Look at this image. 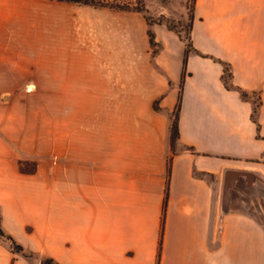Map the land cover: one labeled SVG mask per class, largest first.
Returning a JSON list of instances; mask_svg holds the SVG:
<instances>
[{
    "label": "crops",
    "instance_id": "0c3cea01",
    "mask_svg": "<svg viewBox=\"0 0 264 264\" xmlns=\"http://www.w3.org/2000/svg\"><path fill=\"white\" fill-rule=\"evenodd\" d=\"M193 16L191 44L204 57L190 52L184 67L183 41L167 39L154 25L159 51L152 56L148 31L140 34L127 76L133 84L125 85L124 61L118 63L114 130L93 131L97 121L84 102L66 124L53 125L50 151L35 141L19 157L4 122V232L21 239L34 220L32 233L51 238V256L59 264H156L168 188L159 264H264V228L246 214L221 213L209 184L195 176H223L232 163L264 159V0H195ZM7 23L0 18V40L16 38ZM69 62H54L52 76L59 78L54 91L89 94V76L72 75L76 65ZM220 62L230 66L235 87L259 94V131L252 103L225 88ZM67 78L76 81L64 85ZM179 96V139L167 178L170 117ZM106 120L99 125L107 127ZM21 160L36 162L35 174H22ZM12 258L0 241V264H12Z\"/></svg>",
    "mask_w": 264,
    "mask_h": 264
},
{
    "label": "rangeland",
    "instance_id": "374dc122",
    "mask_svg": "<svg viewBox=\"0 0 264 264\" xmlns=\"http://www.w3.org/2000/svg\"><path fill=\"white\" fill-rule=\"evenodd\" d=\"M86 1L90 4L67 0L0 4V18L12 22L16 37L0 40V127L7 121L12 147L19 157L22 153L28 154L35 141L41 142L42 151H50L53 125L57 121L66 124L68 114L76 112L72 109L77 110V104L84 102L90 104L91 117L97 121L93 122V131L114 130L118 63L124 61L125 85L133 84V80L127 83V78L134 65L132 49L141 43L140 34L146 37V31L157 25L167 39L175 40L178 32L184 45L188 43L189 15L194 0ZM145 18L150 23L148 27L144 26ZM6 41L10 43L4 44ZM158 51L155 40L154 46L150 45V53L154 56ZM63 59H69V65H76V69L71 67L72 75L89 76V94L54 91L59 80L52 76L54 62ZM83 64L89 67L83 70L79 67ZM73 79L75 82V78H67L63 84L73 83ZM158 104L153 105L156 111H160ZM101 119H107V127L99 125ZM22 138L28 140L25 145ZM172 155L167 158V178ZM232 165L223 176L203 177L220 212L246 214L264 228V159ZM34 224L37 223L29 220L27 235L13 238L22 247L20 252L13 251L6 239H0L11 249L12 264H41L46 259L58 263L51 256V238L36 237L32 233Z\"/></svg>",
    "mask_w": 264,
    "mask_h": 264
},
{
    "label": "trees",
    "instance_id": "16d2710c",
    "mask_svg": "<svg viewBox=\"0 0 264 264\" xmlns=\"http://www.w3.org/2000/svg\"><path fill=\"white\" fill-rule=\"evenodd\" d=\"M68 2L71 3H76V4H84V5H89L90 2L88 1H83V0H67ZM195 2V0H194ZM140 12V11H138ZM193 12H194V3H193V10L191 12V14L189 15V25H188V36H187V44L185 45V55H184V59H183V66L185 67L186 65V59L187 56L190 52H194L198 55H201L198 51H196L192 44H191V27H192V23H193ZM147 24L150 26V23L148 22V19L145 18ZM170 29V28H169ZM172 30V29H170ZM148 34V38H149V43L151 46H154L155 44V35L154 33L149 30L147 32ZM177 36L179 37L180 40H182L180 34L178 32H176ZM203 56V55H201ZM204 57V56H203ZM222 63V62H220ZM223 65V74H222V81L223 84L225 86V88L227 90H237L241 97L244 100H248L252 103V114H251V118L252 121L256 124V129L257 131H259L260 129V125L258 123V112H259V108L261 106V98L259 96V94L255 93V92H246L240 88L235 87L232 84V73H231V68L228 64L226 63H222ZM253 97H256V100H253ZM180 104H181V96H179V101L177 104V107L173 113V119H172V123H171V128H170V145H171V151L172 154H174L175 152V148H176V143L179 139V128H178V123H179V111H180ZM155 110H157L156 107H154ZM171 162H172V156L169 158L168 161V175L170 173V166H171ZM18 166H19V171L22 174H26V175H32L35 174L36 172V168H37V164L34 161H19L18 162ZM27 166H30V168H26ZM195 176H197L198 178H203L205 176V173H195ZM167 199H168V188L166 189V193H165V198L163 201V215H162V219H161V226H160V236H159V241H158V252H157V260H156V264H159V260H160V256H161V248H162V241H163V233H164V226H165V213H166V208H167ZM0 239H6L10 245H11V249L15 252H20L22 250V247L17 245L15 240L9 236L6 235L5 232L3 231V229L1 228V216H0ZM41 264H59V263H55L52 259H46L44 261H42Z\"/></svg>",
    "mask_w": 264,
    "mask_h": 264
}]
</instances>
